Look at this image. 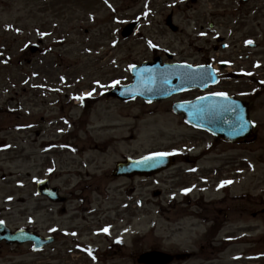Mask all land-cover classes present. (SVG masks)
I'll list each match as a JSON object with an SVG mask.
<instances>
[{
  "label": "rangeland",
  "instance_id": "1",
  "mask_svg": "<svg viewBox=\"0 0 264 264\" xmlns=\"http://www.w3.org/2000/svg\"><path fill=\"white\" fill-rule=\"evenodd\" d=\"M170 14L179 27L177 32L166 25ZM134 20L141 24L137 33L124 38L123 27ZM218 33L227 37V41L238 40L239 44L235 42L238 47L244 46L247 37L260 42L264 48V0H254L249 5L241 4L239 0H0V109L7 108L11 80L22 79L27 69L25 62L20 64L18 61L24 55L25 46L29 42L38 43L40 38H43L40 46L48 51L45 50L42 56L39 54L35 62L53 65L58 76L67 78L63 83V94L77 93L75 82H78L81 95L99 82L105 84L103 88H108L115 81H129L133 63L157 55L168 59L162 53L165 51L173 53L178 61L202 63L211 59L217 62ZM154 44L160 49L153 47ZM6 57L13 61L2 62ZM76 68L79 69L78 77L86 74L81 81H76ZM196 93L193 91L185 96ZM259 95L254 100L257 101L253 116L260 119L262 125L251 146L252 173L247 174V179L239 180L235 188L236 192H253L256 211L264 202V90ZM87 105L92 110H101H95V114H104L92 115L90 123L85 119L70 128L73 119L65 116L70 115L65 108L62 135L59 134L62 144L47 153L45 150L36 152V157L30 158V164L7 154H4L6 158L0 156V218L11 227L30 225L43 234L58 237L56 243L40 251H34L29 244L14 249L2 248L0 264H140L138 255L145 250L166 249L176 253L197 249V242L205 238L203 227L178 228L173 224L181 210L179 205L173 207L170 204L171 182L162 175L156 183L150 181L140 188L142 204L139 205L138 198L136 204L130 202L128 210L122 209L127 215L124 214L125 219L117 224L127 230L125 256L119 254V258H111L106 254L108 240L103 242L99 236L86 231L93 220L85 217L86 210L95 208L99 213L97 228L108 221L106 218L114 221L118 213L114 209L122 206L123 201H131L128 195H131L132 185L138 187L141 184L139 178L112 179L111 170L116 160H121L123 154L186 152L187 148L195 152L204 148L206 152L205 146L212 138L187 126L181 116L166 112L165 105L147 106L140 100L121 103L113 99L88 102ZM2 110L0 124L5 126L8 117ZM71 110V114L77 112L76 116L80 117L81 109ZM64 118L69 125L65 126ZM221 148L219 146L201 158L203 163L199 164L205 165V172L216 166ZM230 152L236 156L249 155L240 148ZM188 156H180L181 162L172 170L188 168ZM26 171L30 174L25 175ZM10 172L15 175L11 177ZM3 173L8 175L5 179L1 177ZM167 175L172 174L168 171ZM45 177L62 187L69 201L53 204L37 196L35 180ZM120 190L128 191L121 193ZM157 190L164 194L155 197L153 192ZM3 197L9 199L3 200ZM109 209L112 211L107 212ZM131 213L136 214L135 218L130 217ZM254 225V242L248 239V244L229 247L224 264H243L246 259L228 262V258L230 254L245 253L247 249H252L254 264H264V214L255 216ZM78 231L80 235L73 236ZM87 245L94 247L96 253ZM196 263L201 264L200 260Z\"/></svg>",
  "mask_w": 264,
  "mask_h": 264
},
{
  "label": "flooded vegetation",
  "instance_id": "2",
  "mask_svg": "<svg viewBox=\"0 0 264 264\" xmlns=\"http://www.w3.org/2000/svg\"><path fill=\"white\" fill-rule=\"evenodd\" d=\"M253 1L251 0L245 5H249ZM218 38L220 40L225 39L222 36ZM29 49L31 50L30 55H25L23 60H19V63L22 61L26 63L28 70L24 71L22 79L13 78L11 80L7 108L6 110L0 109L5 111L8 117L5 126L0 124V156L7 154L9 157H17L27 162L34 155L31 152H40L46 148L47 144H54L59 141L58 129L62 127V114L65 113V108L70 113V117L73 118L74 125H78L79 121L84 119H87L88 123L89 117L92 115V109H86L87 106L82 109L80 117L76 116L78 115L77 112L71 114V109L78 108L74 103L76 95L66 94V101H63L62 77L57 75L53 65L35 62L34 59H37V56L42 52L41 48L32 46ZM236 49L233 42H231L230 47L228 43L223 42L218 46L220 51H218L219 82L217 91L224 96L244 101L253 120L254 88L256 85L264 87V55H260L259 60L255 56L254 48L247 50L242 48L241 54L236 52ZM220 52L222 55H219ZM78 71L79 69L76 68V81L79 78ZM188 99L183 97L180 101ZM95 101L96 99H93L91 103ZM172 103V100H166L152 104L165 105V110L170 112L169 105ZM69 104L72 105L71 108L66 107ZM47 135L50 137L47 138ZM252 144L249 142L231 143L214 138V145L222 148L218 152V163L213 170H210L211 172L203 171L198 159H188V168H180L174 172L172 169L177 168L181 162L178 156L175 157V165L164 170L172 174L164 176L166 180L171 182L172 186V191L168 192L172 199L170 204L173 207L179 205L181 210V213L176 215L173 224L182 226L186 222L188 226L203 227L206 233L203 242L198 245V249L186 254V260L200 259L201 264H224L227 261L225 253L228 247L238 243V237L235 236L237 241L232 240L233 233L228 232L235 233V231L239 232L240 230L243 233H248L250 230H254L255 216L263 215L264 202L260 203L263 207L255 211L254 194L252 192L239 193L234 189L240 177H245L242 173L248 172L249 162L245 159L239 160L230 150ZM6 157L4 155L3 158ZM159 166H163V163H160ZM164 171L152 175L111 176L114 180L139 178L141 182L138 187L134 186L129 192L131 195H128V198L131 201H123L122 206L119 205L114 209L118 211L114 221L106 218L108 221L101 223L100 227L97 228L96 217L99 216V213L95 208L86 210L85 217L87 219L88 217L93 218L86 231L91 235L99 236L103 242L105 239L108 240L109 250L106 254L111 258H119V254L122 257L125 256L123 254L125 249L123 232L125 228L117 224L121 219H125L124 214L127 215V211L122 209L128 210L130 202L136 204L138 198L141 202L143 195L140 188L150 181V183H156ZM124 191L128 190H123L121 193ZM163 194L164 191L161 190L153 192L155 197H160ZM66 201H68V197L64 202ZM59 204L61 205L63 202ZM62 210L64 211V208ZM110 211L112 209L107 212ZM131 214H129L130 217L135 218L136 214ZM221 233L223 234L221 235ZM78 234L80 235V231ZM54 238L57 242L58 237L54 236ZM92 239L95 240V237ZM241 242L244 241L241 240ZM15 246L18 245L0 240V252L2 248L13 249ZM246 255L248 253H243L242 258L244 259ZM234 260H240V258L236 256ZM243 264L251 263L243 261Z\"/></svg>",
  "mask_w": 264,
  "mask_h": 264
},
{
  "label": "water",
  "instance_id": "3",
  "mask_svg": "<svg viewBox=\"0 0 264 264\" xmlns=\"http://www.w3.org/2000/svg\"><path fill=\"white\" fill-rule=\"evenodd\" d=\"M131 32L124 33L128 36ZM134 83L114 89L110 95L123 99H131L142 96L147 100H158L172 95L180 90L200 87L206 89L216 82L214 71L210 67L206 68H182L180 66L161 68L160 62L146 64L134 69ZM175 106L174 109L184 112L187 119L195 126L205 128L213 133H219L231 139L240 140L244 135L241 130L246 116L243 105L239 102H230V108L225 112L222 104H218L216 95H208L197 101H192L183 106ZM155 157H150L152 159ZM52 198L55 195L51 194ZM12 241L23 242L34 240L40 246L47 242H41L42 238L21 233L5 235ZM169 256L161 252H148L142 255L141 261L150 264H164L171 260Z\"/></svg>",
  "mask_w": 264,
  "mask_h": 264
}]
</instances>
